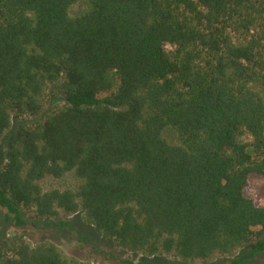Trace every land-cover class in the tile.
I'll return each instance as SVG.
<instances>
[{"label":"trees","instance_id":"trees-1","mask_svg":"<svg viewBox=\"0 0 264 264\" xmlns=\"http://www.w3.org/2000/svg\"><path fill=\"white\" fill-rule=\"evenodd\" d=\"M78 2L0 0V207L17 228L0 264H96L23 229L79 214L132 253L258 264L264 204L244 193L264 180V0Z\"/></svg>","mask_w":264,"mask_h":264},{"label":"rangeland","instance_id":"rangeland-1","mask_svg":"<svg viewBox=\"0 0 264 264\" xmlns=\"http://www.w3.org/2000/svg\"><path fill=\"white\" fill-rule=\"evenodd\" d=\"M85 0H80L71 8V13L76 15L83 7ZM61 102L56 98H51L48 108H55ZM75 179L69 175L61 180L47 179L43 182L46 188L65 187L73 185ZM264 180L261 176L252 175L250 184L246 189V196L254 197L264 204ZM65 220L71 222L70 226L65 229H45L42 226L36 227L28 218V224L23 228L27 240L31 243H36L42 239L53 240L62 252L71 260L76 261H91L96 264H109L114 259L132 261L135 264H140L144 258L157 259L160 264H230L234 255H238L240 250L232 255H217L209 261H195L185 263L171 255L147 256L141 253H132L119 248L115 243L106 241L101 235L90 228L84 220L83 214L75 217H68ZM15 227L11 217L5 209L0 207V250L7 245V241L15 232ZM260 262L264 264V254H260Z\"/></svg>","mask_w":264,"mask_h":264}]
</instances>
